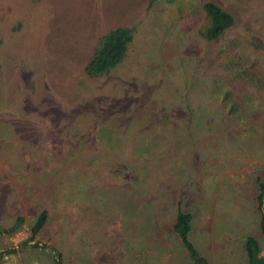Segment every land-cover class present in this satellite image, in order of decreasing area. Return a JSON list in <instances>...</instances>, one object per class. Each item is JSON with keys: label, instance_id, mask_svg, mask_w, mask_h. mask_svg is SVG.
Returning a JSON list of instances; mask_svg holds the SVG:
<instances>
[{"label": "rangeland", "instance_id": "rangeland-1", "mask_svg": "<svg viewBox=\"0 0 264 264\" xmlns=\"http://www.w3.org/2000/svg\"><path fill=\"white\" fill-rule=\"evenodd\" d=\"M216 1L238 28L246 17L264 19L262 0ZM200 2L0 0V36L16 55L13 62L0 56V223L24 218L17 232L0 236V249L24 240L33 215L48 209L35 240L56 247L63 264H150L166 254L168 241L170 260L191 264L169 230L179 201L191 214L187 237L197 250L208 253V239L225 237L222 231L243 215L244 232L264 254L253 206L254 179L264 178V128L247 131L236 117L205 109L204 43L189 14ZM17 20L21 28L13 31ZM115 26L133 28L127 51L109 75L86 81L81 68L99 36ZM12 77L31 97L26 103L42 104L27 114L84 116L98 99L117 101L111 112L119 115L93 125L75 117L57 126L13 127ZM81 100V108L71 104ZM255 104L264 113V91ZM186 107L194 110L191 124ZM129 157L149 163L147 174L122 165ZM238 245L225 241L224 264H244ZM24 250L2 261L52 262L48 249Z\"/></svg>", "mask_w": 264, "mask_h": 264}, {"label": "trees", "instance_id": "trees-1", "mask_svg": "<svg viewBox=\"0 0 264 264\" xmlns=\"http://www.w3.org/2000/svg\"><path fill=\"white\" fill-rule=\"evenodd\" d=\"M261 2H264V0ZM261 8H263L261 10L263 14L260 13V15L264 16V5ZM189 14L199 21L198 26H196V33L200 41L204 43V53L200 62L205 63L207 74L202 90L203 101L208 104L205 109L220 112L221 117H236V120L247 131L255 130V127L264 128V113L255 104L256 93L264 91V19L261 20V17H259V19L249 21L246 17L243 23L244 27L238 28L232 13L216 0H202L194 8L191 5ZM21 25L22 21L17 20L11 26V29L18 31ZM132 33V27L115 26L99 36L84 66L81 68L84 79L98 82L99 79L109 75L110 70L117 65L127 51L128 43L132 39ZM5 43L6 40L4 41L3 36H0V56L6 55L13 62L16 55L6 50ZM20 85L17 84V80L15 81L13 77L11 78L12 93L7 98L9 100L12 98V107L14 108L12 112L16 111L12 113L13 121H11V124L13 127L20 128L29 123L41 128L43 125L57 126L78 120L74 119L75 117H81L82 122L85 121L93 125L95 120H101V122L106 123L112 120L111 116L115 119L119 115L111 112V109L117 106V101L111 104V102H106L107 100L98 99L89 101L92 110L84 116H82L83 112L79 111L72 117L68 113L65 117L57 119H52L50 115L44 114L40 110L39 112L27 114L25 110L32 111L35 108H40L42 104L40 101L26 103L25 99L31 97L19 91L22 88ZM79 96H83V93ZM84 102V100H81L71 104L75 108H81L85 105ZM68 104L66 103V105ZM152 109L154 110L152 107L147 108V110ZM186 111L187 120L191 124L194 110L186 107ZM214 115L213 113L210 114L207 117V121L209 122L211 118L215 117ZM179 121L182 122V115ZM42 131L45 132V129ZM126 148H128L129 152V146ZM128 152L126 151V153ZM122 161V165L125 167L134 168L135 171L138 168H142V173L147 174L146 170L149 163L145 162L146 164L142 166L140 160L130 159V157ZM139 179L141 180V178H136V187L139 185ZM254 182L258 190L253 197V206L258 215V231L264 235V178L257 176ZM126 188L128 187L126 186ZM131 191L135 192L134 189H131ZM48 218V209L38 210L33 215L29 225L28 236L16 248L20 250L25 248L49 249L52 251V264H63L62 254L56 247L35 240V235L43 228ZM190 219L191 214L187 210H183L180 202L177 201L174 218L170 225L171 231L180 240L182 247H184L192 261L191 264H208L207 259L199 254L187 237L190 231ZM23 222V216L16 214L10 223L6 225L0 223V236L13 235L21 228ZM242 242L246 263L264 264V254L259 253L260 247L255 236H245ZM16 248L11 247L0 250V259L3 254L14 253Z\"/></svg>", "mask_w": 264, "mask_h": 264}, {"label": "crops", "instance_id": "crops-1", "mask_svg": "<svg viewBox=\"0 0 264 264\" xmlns=\"http://www.w3.org/2000/svg\"><path fill=\"white\" fill-rule=\"evenodd\" d=\"M242 217H243V215L237 216V218L235 219L236 220V224H234V222L231 221L230 226H229L230 228L227 227V229H224L222 231V233L225 235V237H220L219 239L217 237L212 238V239H208V240H210V245L208 247L209 248L208 253L205 252V251H199V250L196 249L201 256H203L204 258L207 259L208 264H224L225 241L242 242L243 239L245 238V236H248V233L244 232L245 230H244V228H242V223H241ZM201 223H202V221H201ZM197 225L198 226H202L203 223L200 224L198 222ZM212 229H213L212 225H208V232L211 231ZM257 229H258V227H257ZM169 230H171V226H170ZM190 231H191V227H190ZM197 232L200 233L199 230H197ZM261 235H263V234H261ZM220 240L222 241L221 243L219 242ZM22 241H19L18 244L20 242H22ZM15 244L12 245V246H6V247H4L3 249H0V250H5V249L11 248V247H15V248L18 247V244H16V245ZM171 245L172 244H170L169 241H168V243L166 244V247H165V249L167 248L166 254L163 255L159 259L156 258V256H155V260L151 261L150 264H182L183 262H180L178 260V258L174 259V261L170 260L171 257L169 256V251L172 249ZM219 246L221 247L220 249H219ZM177 249H180V248L177 246ZM238 250L239 251L241 250V253L239 252V255L240 256L242 255L241 260L243 261L244 264H247L246 263V259H245V255H244V251H243V248H242L241 245H238ZM24 251H25L24 249L20 250V249L16 248L14 253L3 254L2 258L0 259V263L2 264V262H3L2 259H4L7 255H14V254H17V253H22ZM50 252L52 254V251H50ZM50 261H52V258L50 259ZM3 264H4V262H3ZM51 264H52V262H51ZM120 264H125V262L124 263H120ZM234 264H237L236 260H235Z\"/></svg>", "mask_w": 264, "mask_h": 264}]
</instances>
